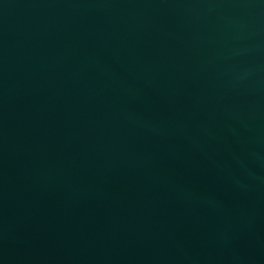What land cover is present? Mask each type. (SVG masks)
Masks as SVG:
<instances>
[{
    "label": "water",
    "instance_id": "1",
    "mask_svg": "<svg viewBox=\"0 0 264 264\" xmlns=\"http://www.w3.org/2000/svg\"><path fill=\"white\" fill-rule=\"evenodd\" d=\"M0 264H264V0H0Z\"/></svg>",
    "mask_w": 264,
    "mask_h": 264
}]
</instances>
